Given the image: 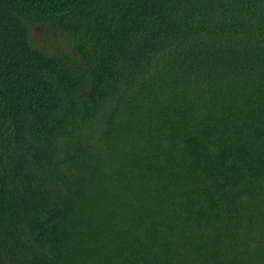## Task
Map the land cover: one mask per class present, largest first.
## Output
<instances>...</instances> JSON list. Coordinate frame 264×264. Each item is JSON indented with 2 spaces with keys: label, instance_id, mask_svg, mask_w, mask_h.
<instances>
[{
  "label": "trees",
  "instance_id": "trees-1",
  "mask_svg": "<svg viewBox=\"0 0 264 264\" xmlns=\"http://www.w3.org/2000/svg\"><path fill=\"white\" fill-rule=\"evenodd\" d=\"M0 264H264V0H0Z\"/></svg>",
  "mask_w": 264,
  "mask_h": 264
},
{
  "label": "rangeland",
  "instance_id": "rangeland-1",
  "mask_svg": "<svg viewBox=\"0 0 264 264\" xmlns=\"http://www.w3.org/2000/svg\"><path fill=\"white\" fill-rule=\"evenodd\" d=\"M37 33L40 32V28L36 27V30H35Z\"/></svg>",
  "mask_w": 264,
  "mask_h": 264
}]
</instances>
